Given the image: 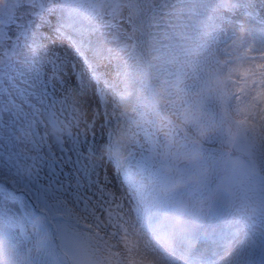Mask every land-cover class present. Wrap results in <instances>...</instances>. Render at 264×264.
Returning <instances> with one entry per match:
<instances>
[{
  "label": "rangeland",
  "instance_id": "obj_1",
  "mask_svg": "<svg viewBox=\"0 0 264 264\" xmlns=\"http://www.w3.org/2000/svg\"><path fill=\"white\" fill-rule=\"evenodd\" d=\"M62 2L8 0L6 7L0 9V232L24 245L37 243L39 252L33 264H77L79 248L86 246L89 252L100 235L108 239L103 220L105 208L118 203L124 206L122 196L126 187L131 190L120 170L138 174L143 184L146 177L166 183L164 179L170 178L171 188L175 181L184 180L176 178L178 168L198 179L189 163L179 167L173 163L165 169L159 157L166 147L188 139L187 132L191 136L190 129L186 134L182 130L191 118L196 99L206 91L208 71L214 69L204 55L223 59L213 34L202 48L203 55H193L188 61L186 53L191 49L185 48L179 35L192 29L193 16L184 7L191 0H129L131 11L101 15L84 30L62 16ZM52 4L56 8L44 13ZM59 28L74 34L69 41L75 43V37H80L79 49H65L52 41L47 49L35 48L22 59L25 45L35 32H45V39L53 37ZM98 56L100 62L96 68L91 67L90 61ZM79 66L85 67V73L76 69ZM102 66L110 72L107 79L100 73L104 71ZM76 74L82 75L83 83L78 85L76 100L70 101L68 97L75 92L69 87L76 84ZM88 78L97 90L108 88L116 97L129 91L133 96L124 114L130 126L118 125V132L128 137L137 130L138 143L133 145L131 154L125 155L123 163L114 161L113 167L109 163L104 167L85 166L90 159L93 161L89 154L96 139L107 147L116 137L110 134L106 140L102 132L98 135L97 129L88 125L102 123L103 114L96 118V112L91 110H98L101 97L102 101L111 100L102 91L95 94L84 86ZM45 82L48 86H44ZM84 88L93 100L78 111ZM225 116L228 117L227 112ZM242 124L237 118L211 127L202 153L220 158L223 154L218 148L232 145L224 141L233 140L241 146L244 140L245 144L250 130ZM171 128L181 134L173 136ZM246 150L252 151L250 143ZM225 155L234 157L231 153ZM239 155L235 157L241 158ZM221 163L224 165V161ZM243 171L245 168L239 167L235 172ZM201 172L200 182L214 199L216 190L212 183L218 179L216 173ZM218 180L221 187L222 181ZM244 183L250 186L249 182ZM189 186L202 192L200 183L192 178ZM162 188L163 185L159 190L152 188L160 191L158 196L153 191L154 206L160 212L164 211L158 207V199L160 206L164 203ZM178 192L182 196L185 188L179 187ZM230 193L239 202L233 187ZM232 209L237 224L242 225ZM246 228L253 231L251 225ZM257 241L262 243L264 234ZM109 248L116 251L113 242Z\"/></svg>",
  "mask_w": 264,
  "mask_h": 264
},
{
  "label": "bare ground",
  "instance_id": "obj_2",
  "mask_svg": "<svg viewBox=\"0 0 264 264\" xmlns=\"http://www.w3.org/2000/svg\"><path fill=\"white\" fill-rule=\"evenodd\" d=\"M222 1L224 0H191V2L184 3L186 12L193 16L190 24L192 29L185 34L179 35L185 48L191 49L190 52L186 53L188 61H190L193 55H203L202 48L208 45V40L213 34L218 48L221 52L223 51L222 61L213 58L211 54L204 55L205 58L210 61L211 66L213 65L214 67L212 71H208L209 81L214 80L217 77L219 73L218 65L223 64L225 61L237 58H250L254 60V58L258 56V53L264 50V0ZM233 6L234 11L227 10L229 7ZM54 9L55 8L53 7L48 8L44 13L53 11ZM259 14L263 15L262 18L258 19L261 26H259L258 23L252 22L255 16H259ZM53 35L54 36L51 38L44 39V36H46L45 32L41 30L35 32L25 45L22 59L26 58V54L30 51L33 52L35 48L41 50L47 49L52 41L55 42L56 46L62 45L65 49L67 48L73 51H75L76 48L79 49V36L75 35V43L69 41V38L71 37L70 35L74 34L62 30L61 28H59L56 33L54 32ZM223 36H228L226 41L222 40ZM56 46L54 47V50L57 48ZM87 56L89 55L87 54ZM97 59L101 60L98 56L96 59L90 61L92 63L91 67L96 68L100 62L97 61ZM84 60L89 61V58H84ZM76 69L84 70L81 73H85V67L79 66ZM101 69L104 70H100L101 75L105 76L106 79L109 78V70L103 66ZM244 75L247 76L248 72L245 71ZM81 79V74L75 75L76 84L69 88L76 94L73 93V96L70 95L68 100L72 101L75 99L79 92L77 89L78 85L83 83L81 82ZM92 81L93 80L88 78V81L84 83V86L91 88L95 94L102 91L106 97L110 96L111 100L108 99L106 102H103L101 97L98 110H95L94 107H92L91 110L96 112V118H99L100 114H103L102 123L96 121L95 123L90 122L88 125L93 129H97L98 135L102 132L104 137H106V140H108L109 135L112 133L120 135L118 132V125L124 124L125 126H130V123L126 121L124 114L125 111L129 110L133 102V96L127 91L121 93L119 97H116V95L108 88L97 90ZM44 86H48V83L45 82ZM241 86H243L242 82ZM86 90L87 89L84 88L79 96L78 111L84 104L90 106L89 102H92L93 100L90 91L88 92ZM239 91L240 88H233L227 89L225 93L231 95ZM75 103L77 104V101H75ZM241 107L242 108L239 111L237 109L238 106L233 105L231 112H227L228 117H226L224 121L228 122L229 120H233V118H240L243 121V125L249 128L251 132L248 141L252 145V152H247L245 147H243L244 140H242L241 146L236 145L237 143L234 144L233 140H227L224 142L227 144L230 142L232 148L244 153L246 152L250 158L249 164H244L237 159H231L227 156H221L218 158V156L211 157V153H202V159L189 163L191 168L198 174V179L193 176L191 177V175L187 174L184 169L178 168L179 175L176 178L183 177L184 180L175 181V185L174 187L172 186V188L169 185V181H171L170 178L164 179L167 181L166 183L162 179H153L150 181L148 177L144 179L146 182L145 184H139L138 191L136 192H133L126 187V194L122 196L123 201L126 204L123 206L118 203L109 205L105 208V216L103 220L108 239L104 238L103 235H100L95 240L93 249L89 252L85 250L86 246L79 248V255L76 258V263L124 264V262L127 261V264H133L134 260L143 255L154 258L157 261V264H188L190 262L188 260V255L189 253H192L201 255L202 258L200 259L205 260V264H258V260H260L259 264H264V242L262 245L256 242V246L260 245L259 250L257 251L252 244L248 242V232L245 234V232L242 231L243 233L238 236V239L233 242L231 246L229 245L230 241H227L225 236H221L217 237L214 243L198 244L194 248H189L176 239L175 233H168L169 235L167 234V237L162 238L158 233L145 227L143 223L144 218L147 217L148 213H152V211L155 210L156 214L153 218L155 219L157 217L156 219H161L164 213L170 209L178 199L185 198L188 200L189 197L187 194L189 192H196L195 187L189 186V181L192 178V180L198 181L202 187V192H200L202 195L198 198V201L194 203L193 207L196 216L199 218H205L207 214L219 215L227 213V207L234 208L240 217V223H252L255 228L254 230L260 233L264 231V226L261 225L262 223L264 224V180L258 181L255 187L249 188L244 185V181L250 180V174L246 172H235L238 167L243 165L250 168L251 174H258L264 178V126H261L259 123V118H257L256 112L254 111L255 106H253V109H249L246 106ZM105 112L111 117L109 123H106L105 121ZM239 132L241 131L239 130ZM171 133L173 136L178 135L173 128H171ZM136 135L137 130L131 133V137L136 138ZM89 156V158H93V161L90 159V162H87L85 165L86 168H89L94 164H99L100 167H104L108 163L113 167V162L115 161L114 156H111L107 152L106 143L99 142L98 139H96V143L93 145ZM207 160H210V162ZM221 160L224 161V165L221 163ZM203 163H205V165H203ZM201 171L216 173V177L221 179L223 188L220 190L217 189L218 179H215L212 183L213 188L218 191L217 194L219 198L217 200H213L212 197L208 195L207 189H205L200 182L199 174L202 173ZM95 180L98 181V179ZM122 183L125 184V181L122 180ZM160 185H163V193L160 196L162 197V200H164V203L160 206L161 199H158V207L162 210L164 209L163 212H160L159 209L155 208L153 202L155 191L152 190V188L154 186L159 190ZM179 187L185 188V193L182 196L178 192ZM231 187L234 188L236 196L240 198L239 202H236L231 196ZM144 191L148 194V198L142 196ZM112 193L117 197L115 191H112ZM159 193L160 191H156L155 195L158 196ZM249 193L256 195V203L251 202ZM250 210L261 212L263 214V219H252V216L245 213V211ZM160 214L162 215L161 217ZM149 219H152V217ZM231 224L232 222L230 225ZM29 226L31 227V224H29ZM187 230L191 231L190 229ZM195 233L193 232L191 234ZM249 233L250 235L252 234V239L255 241L257 235L252 232ZM112 242L116 246L115 252H112L109 248V244ZM176 250H179L182 255L178 256L175 253Z\"/></svg>",
  "mask_w": 264,
  "mask_h": 264
},
{
  "label": "clouds",
  "instance_id": "obj_3",
  "mask_svg": "<svg viewBox=\"0 0 264 264\" xmlns=\"http://www.w3.org/2000/svg\"><path fill=\"white\" fill-rule=\"evenodd\" d=\"M8 0H0V9H4ZM129 0H63L61 14L69 23L79 25L82 30L91 22L105 14H118L131 11ZM228 11H234V6ZM219 73L214 80L206 84V91L198 96L192 107L191 118L186 122L182 132L191 130L188 139H182L175 146L165 148L159 159L168 169L173 163L177 167L196 162L202 155L203 145L208 138V131L214 125L226 119L225 113L231 112L233 105L246 106L256 112L259 123L264 126V53L253 59L237 58L218 65ZM245 71L248 75L245 76ZM241 82L243 86H241ZM240 88L231 97L225 89ZM181 133H178L180 135ZM135 137H122L117 134L107 146V152L116 156L131 154ZM189 199H178L168 209L156 225L157 230L176 233L190 229L197 232L199 224L193 211L194 203L202 195L189 192ZM39 249L37 243L24 245L6 232H0V264H33ZM127 264V261L124 262ZM133 264H157L154 258L139 256Z\"/></svg>",
  "mask_w": 264,
  "mask_h": 264
}]
</instances>
